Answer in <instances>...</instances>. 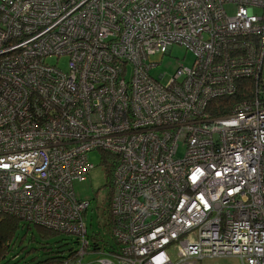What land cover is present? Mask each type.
Masks as SVG:
<instances>
[{"label": "built area", "instance_id": "2783aa9c", "mask_svg": "<svg viewBox=\"0 0 264 264\" xmlns=\"http://www.w3.org/2000/svg\"><path fill=\"white\" fill-rule=\"evenodd\" d=\"M175 45L192 65L153 76ZM262 90L264 0H0V214L78 237L64 264H264ZM95 151L94 251L74 183Z\"/></svg>", "mask_w": 264, "mask_h": 264}, {"label": "rangeland", "instance_id": "374dc122", "mask_svg": "<svg viewBox=\"0 0 264 264\" xmlns=\"http://www.w3.org/2000/svg\"><path fill=\"white\" fill-rule=\"evenodd\" d=\"M194 61L193 55L187 51L185 48L175 45L171 54H162L156 53L150 56V62L158 64L157 67L153 69L151 72L153 76H158L161 73H168L169 75L174 74L180 65H192ZM51 63H57L56 59H51ZM58 65L62 69H67L69 67V58L64 56L58 62ZM90 161L95 164V168L92 170L88 179L84 182H75V190L77 196L81 199L90 201V209L85 216V221L88 226V232L90 236H94L95 234L102 233L104 237V241L109 237L107 235L106 229V221L108 220L106 215L107 209V199L110 196V187L106 186L107 182V170L104 167L105 165L101 164L102 154L99 151L92 152L90 154ZM34 234L36 240H31V235ZM75 236L71 235H63L60 237H54L52 240L55 241V238L61 240L64 244V250L70 247H73V241ZM64 238L66 240H62ZM42 238L39 236L37 232V227L34 226L32 229H29V233L27 234L26 239L24 240V244L26 245L23 250L24 253L21 252L20 255L15 259L14 262H19L18 264H27L25 261L29 258L42 259L44 250H42V244H46L45 239L40 242ZM52 242V243H53ZM42 243V244H41ZM78 247V244L75 246ZM24 254H28L26 259L21 260L20 257H24ZM94 257H89V259H93ZM87 262V260H86ZM17 264V263H16ZM206 264H242L240 259L237 258H218L215 260H209Z\"/></svg>", "mask_w": 264, "mask_h": 264}, {"label": "trees", "instance_id": "16d2710c", "mask_svg": "<svg viewBox=\"0 0 264 264\" xmlns=\"http://www.w3.org/2000/svg\"><path fill=\"white\" fill-rule=\"evenodd\" d=\"M243 84H249V82L245 81ZM263 94L264 91L262 90ZM245 94H251L250 92H247V90L241 89L236 92L235 96L228 97V98H221L218 97L215 99L214 102H217L218 104L222 102H230L234 99H239L243 97ZM264 98V95H263ZM222 104L220 106H209L207 109L208 111L213 114L214 116H223L228 113H230L234 107L231 106V104ZM214 105H217L214 103ZM101 164H103V161L101 160ZM104 167L107 170V182L106 186L110 187V190L112 191V183H111V174H112V165L108 164L107 156H105L104 160ZM111 196V192H110ZM107 199V209H106V215L107 218H111V211H110V202L111 197ZM109 224H107L108 227ZM36 225L29 224L26 222H23L17 217L8 215V214H0V264H18L19 262H14L15 259L18 257V255L21 254V252L24 253L23 248L26 246L24 244V240L27 237V234L29 233V229L31 230L32 227ZM37 227V232L39 236L42 238L40 242H42L44 239L47 242L46 244H42V250H44L43 258L38 259L35 258H29L25 262L27 264H64L66 260H68L72 252H74L77 247H75L77 244H80L78 237H74L73 247H70L69 249L63 248L64 244L61 240H58L55 238V241L52 240L54 237H60L61 233L55 232L53 230H49L46 228H42L39 226ZM62 240H66L64 238H61ZM93 242H91V246L93 250H97L98 247V241L103 240L104 237L102 233L95 234L93 237ZM31 240H36L34 234L31 235ZM67 241V240H66ZM53 242V243H52ZM67 244L68 241H67ZM28 254H24V257H20L21 260L26 259Z\"/></svg>", "mask_w": 264, "mask_h": 264}]
</instances>
